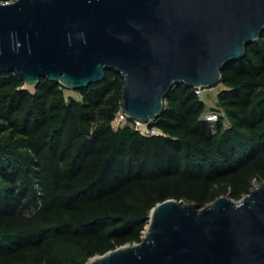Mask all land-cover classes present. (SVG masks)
Returning <instances> with one entry per match:
<instances>
[{
  "label": "trees",
  "instance_id": "16d2710c",
  "mask_svg": "<svg viewBox=\"0 0 264 264\" xmlns=\"http://www.w3.org/2000/svg\"><path fill=\"white\" fill-rule=\"evenodd\" d=\"M246 50L215 84L227 115L216 132L185 84L150 122L163 134L145 135L134 119L114 126L124 86L114 70L78 96L0 73V264H86L140 242L160 202L205 207L263 182L264 33Z\"/></svg>",
  "mask_w": 264,
  "mask_h": 264
},
{
  "label": "water",
  "instance_id": "95a60500",
  "mask_svg": "<svg viewBox=\"0 0 264 264\" xmlns=\"http://www.w3.org/2000/svg\"><path fill=\"white\" fill-rule=\"evenodd\" d=\"M263 33L264 0L0 1V73L77 91L114 70L121 108L149 123L174 86H214ZM86 264H264V181L239 201L160 202L140 242Z\"/></svg>",
  "mask_w": 264,
  "mask_h": 264
},
{
  "label": "built area",
  "instance_id": "2783aa9c",
  "mask_svg": "<svg viewBox=\"0 0 264 264\" xmlns=\"http://www.w3.org/2000/svg\"><path fill=\"white\" fill-rule=\"evenodd\" d=\"M217 86H208V87H198L196 88V92L199 95V97L207 104V109L202 115V118L208 122L211 123L213 132L217 131V125L220 119L224 118L227 119L226 112L218 107L217 105L212 106L209 108V93L213 90H216ZM132 119L127 113L123 111L121 108L119 112L117 113V117L114 121V126L116 128L126 124L129 122V120ZM134 124L137 129H139L143 134L145 135H156V134H163L162 130L151 127L150 122H141L134 119Z\"/></svg>",
  "mask_w": 264,
  "mask_h": 264
},
{
  "label": "rangeland",
  "instance_id": "374dc122",
  "mask_svg": "<svg viewBox=\"0 0 264 264\" xmlns=\"http://www.w3.org/2000/svg\"><path fill=\"white\" fill-rule=\"evenodd\" d=\"M224 87L222 85L217 86L216 90L211 91L208 95H209V108L212 106L217 105V95L218 93L223 89ZM67 94L68 95H74V96H78V93L76 91L73 90H67ZM225 195H230V194H225ZM236 201H239L237 199H235Z\"/></svg>",
  "mask_w": 264,
  "mask_h": 264
}]
</instances>
